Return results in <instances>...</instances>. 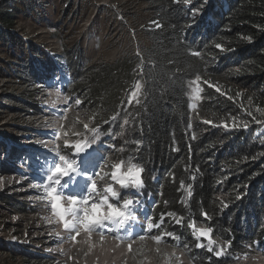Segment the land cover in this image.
I'll use <instances>...</instances> for the list:
<instances>
[{
  "label": "trees",
  "instance_id": "1",
  "mask_svg": "<svg viewBox=\"0 0 264 264\" xmlns=\"http://www.w3.org/2000/svg\"><path fill=\"white\" fill-rule=\"evenodd\" d=\"M24 23L54 42L31 38ZM58 83L83 101L73 124L99 125L95 148L110 161L104 171L129 159L143 168V188L125 191L138 201L136 233L151 219L159 227L149 236L173 233L177 239L165 236L159 247L186 253L191 264L264 255V0H193L190 7L173 0H0V177L32 176L30 157L50 153L40 146L47 135L41 125ZM137 84L141 96L132 102ZM106 183L110 175L98 180L101 189ZM7 194L0 195V229L8 214L37 212L28 195ZM190 225L211 227L214 249L227 241L230 247L219 258L206 250L208 240L197 248ZM156 246L141 247L132 264L150 249L167 264L171 252ZM49 247L0 234V264H67ZM172 264L184 262L175 255Z\"/></svg>",
  "mask_w": 264,
  "mask_h": 264
},
{
  "label": "snow or ice",
  "instance_id": "2",
  "mask_svg": "<svg viewBox=\"0 0 264 264\" xmlns=\"http://www.w3.org/2000/svg\"><path fill=\"white\" fill-rule=\"evenodd\" d=\"M173 2L182 3L189 7L193 4V0H173ZM204 2L206 3L207 0H204ZM191 10L193 15L200 11L198 8ZM153 23L157 28L162 27L155 21ZM216 47L220 48L221 45L217 44ZM193 54L199 55V52ZM196 80L199 81L200 77L197 76ZM205 83L208 82L205 81ZM52 87H55V85H52ZM209 87H215L216 92H221V88L217 85L209 84ZM139 88L140 85L137 84L136 89L139 90ZM195 91L196 98L199 99V88ZM135 95L136 93L133 92L132 96L134 97ZM56 96L57 99H67L60 95V91H57ZM228 99L231 100L233 98L228 97ZM71 104L79 106L83 104V101L75 98L71 100ZM70 106V104H66L63 112H57L56 109H53V113L57 117L49 125V128L52 129L50 138L54 137L53 143L67 136V133L63 132L62 118ZM247 116L252 117L253 120L256 119L251 111L247 112ZM112 119L114 120L115 117ZM256 122L258 124L262 123L259 120ZM205 123H208V121H205ZM223 126L225 128L228 127L226 123ZM83 127L91 134V139L87 135L75 141L63 138L64 148L72 150L70 154H62L59 144L52 147L50 153L47 151L37 153L35 157H30V159H33V175L24 176L21 180L15 182L22 184L24 180H27L28 187L35 191L37 198L49 206L51 215L46 216L45 220L48 224L58 225L64 230L63 237L60 231H55V237L61 244L60 251L68 256V259H72L69 254L70 250L63 249L62 244L75 242L81 233L89 238L96 234L101 241L107 238V234H112V239L118 241L116 247L126 244L128 253L133 252V245L137 241L142 244L146 239H150L156 242V252L159 253L161 251L159 245L165 236L173 239H177V237L171 232L149 236V233L153 229L158 228L159 224L154 223L147 217L144 218L146 221L145 227L141 229L140 233H136L135 229L129 226V222L137 220V216L133 214L134 209L132 206L137 204L138 201H135L126 192L121 199V192L117 191L113 186L114 184L119 185L122 190L129 188V186L137 189L142 187L143 168L132 163L129 159L127 162L121 160L112 164L110 174L105 172L104 166L110 161L105 159L98 148H93V145H96L100 139L99 125L90 128L88 123H84ZM244 127L245 129L248 127L247 123L244 124ZM40 144L47 149L46 141L41 140ZM89 149L91 151H88ZM41 160L44 163H41ZM109 175L113 183H106L101 189L98 186V180H103L105 176ZM2 187L3 178L0 177V188ZM188 194L190 196L191 192L189 191ZM241 198L240 195L236 197L237 200ZM113 199L120 202H112ZM223 207L227 208L228 204L225 203ZM203 215L207 218V213H203ZM176 223H181V220H176ZM190 227L194 226L190 225ZM212 231L211 227L195 229L194 235L197 237H209ZM49 235H52V233H49ZM216 243L217 241L209 238L206 250L219 258L224 254L226 247H230L231 242H225L219 250L212 247ZM196 247L204 248L205 245L197 243ZM174 255V252L168 254L167 264H172Z\"/></svg>",
  "mask_w": 264,
  "mask_h": 264
},
{
  "label": "rangeland",
  "instance_id": "3",
  "mask_svg": "<svg viewBox=\"0 0 264 264\" xmlns=\"http://www.w3.org/2000/svg\"><path fill=\"white\" fill-rule=\"evenodd\" d=\"M52 19L55 18L52 17ZM21 26L24 30L25 29L28 30L31 38L37 39V41L45 39L47 40V42H51V43L54 42L53 40H51L49 34L46 33V31H43V29L41 28H37L35 25L24 23ZM70 27L72 28L73 26ZM76 29L79 30L80 26H77ZM104 29H106V24ZM66 30H70L68 26ZM58 47H60V45ZM58 86L59 89L51 91L49 93L48 98L45 101L44 106H45V112L47 114L45 115L46 117L44 119V123L41 126H43L44 130L47 131L46 132L47 135L44 136L43 138V140L46 141L48 145L47 150L51 151L52 147H55L56 144H59L61 148V152L62 154H64L66 150L63 146V138H67L70 141L82 139L84 136L81 133H83L85 129L83 127L84 123H80V125H77L76 123L73 124L72 117L74 114L75 105L71 104V100L77 97L75 95L73 96L71 92H68V90L66 89L68 88V86L61 87L59 83ZM196 89L197 87H194L192 90V100L194 105L197 100L196 91H195ZM57 91H60V95L67 99H57L56 96ZM134 92L136 93V95L134 97L131 95L130 101L137 102L141 96V88H139V90L136 89ZM66 104L71 105L70 107H68L66 114L62 118V123L64 125L63 132H66L67 136L53 143L52 141L54 140V137L50 138L52 129L49 128V125L52 124V122L57 118L56 114L53 113V109H56L57 112H63L64 106ZM236 124L242 125V122L234 123V125ZM234 125L228 128H232ZM78 132H80L79 135H77ZM87 136L89 137V139H91V134H87ZM254 141L259 142L260 139H256ZM40 146L42 145L40 144ZM42 147L44 148V146ZM95 147L96 145H93V148ZM88 151H91V149H89ZM24 176H31V173L23 174L18 177H11V176L2 177L3 187L0 188V195L7 193L10 194L24 193L28 195L27 196L28 202L29 203L31 202L32 206H37V212L31 214L28 218L22 216H11L10 214L7 215L3 213L4 215H7L1 219V221L6 224V226L4 225L3 228L0 229V234L4 236V238L13 242L21 241V242L33 243V241L36 240H41L42 242H46L50 246L48 250L50 252L63 255V257L66 259L67 264H132V260H134L132 258L138 256L141 247H144L149 244L152 246L153 241L150 239H146L142 244L134 243L133 252L128 253L126 249V244H121L120 247H116L118 241L113 240L112 235L110 234H107V238L104 241H101L99 239V236L96 234H93L92 237L89 238L86 237L83 233H81V235L77 238L75 242H66L62 244L63 249L70 250L69 254L71 255L72 259H68V256L64 255V253L60 251L61 244L55 237V231H60L61 236L63 237L64 230L62 229V227L58 225L48 224L47 221L45 220L46 216L51 215L49 206L45 202L37 198L35 191H33L28 187L27 180H24L22 184H17L15 182L17 180H21ZM9 181H11V183H9ZM114 188L117 191L121 192L119 185H114ZM141 188L142 187L138 189L137 188L134 189L140 190ZM122 196H123V192H121V199ZM112 202L119 203L120 201L113 199ZM5 220H7L8 223H6ZM129 226L132 227V221L129 222ZM49 233H52V235H49ZM160 252H162L161 254H163V252L164 253L174 252L175 255H177L184 262V264H191L189 262L190 258L184 252H179L178 250L167 248L165 245L162 246ZM161 259L162 257L160 259L158 258L157 259L158 262H160ZM137 260L139 259L135 258V262ZM158 262L154 260L153 251L150 249L142 253L139 262H137L136 264H158ZM235 264H264V255L250 251L246 256L238 257Z\"/></svg>",
  "mask_w": 264,
  "mask_h": 264
},
{
  "label": "clouds",
  "instance_id": "4",
  "mask_svg": "<svg viewBox=\"0 0 264 264\" xmlns=\"http://www.w3.org/2000/svg\"><path fill=\"white\" fill-rule=\"evenodd\" d=\"M61 86V85H60ZM47 150V149H46ZM115 185V184H114ZM113 185V186H114ZM142 186H143V184H142ZM132 190V191H136V192H138V191H140V190H135L133 187H131V186H129V188H127V189H121V192H123V195H124V192L125 191H127V190ZM133 214L135 215V212H133ZM132 227L133 228H140V225H139V223L137 222V220L136 221H134V222H132ZM142 228V227H141ZM192 228H195V227H192ZM195 229H199V228H195ZM194 235V234H193ZM211 236L213 237V234H212V232H211V234H209V237L207 238V237H197V239L203 244L205 241H207L209 238H211ZM194 237H195V235H194ZM212 239V238H211ZM213 240V239H212ZM200 242H196V244L197 243H200Z\"/></svg>",
  "mask_w": 264,
  "mask_h": 264
}]
</instances>
